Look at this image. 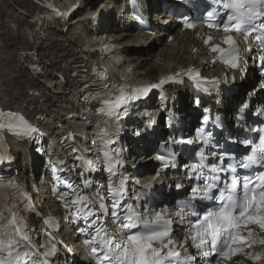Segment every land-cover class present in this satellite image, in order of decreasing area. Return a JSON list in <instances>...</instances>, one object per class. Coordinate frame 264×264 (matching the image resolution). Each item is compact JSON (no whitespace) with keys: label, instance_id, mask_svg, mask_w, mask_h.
Instances as JSON below:
<instances>
[{"label":"snow or ice","instance_id":"6c2138e0","mask_svg":"<svg viewBox=\"0 0 264 264\" xmlns=\"http://www.w3.org/2000/svg\"><path fill=\"white\" fill-rule=\"evenodd\" d=\"M219 2L220 0H212L214 4ZM223 8L232 10V14L227 17V22H223L225 31L240 32L245 26H250V31H255L257 28L264 30V22L256 23L264 18V0H224ZM206 15L209 20L215 19L213 11H208ZM232 21L235 23H231ZM209 26L220 27L216 23H210ZM188 27L191 28L194 25L189 24ZM226 39L229 44L235 43L231 36ZM227 63L232 68L238 67L235 58L229 59ZM104 87L108 86L104 85ZM154 87L156 86L133 90L131 96L121 94L115 100L104 98L101 100L103 106L99 107L97 111L118 119L119 110L127 108L130 103L140 99H147L151 88ZM195 103L199 104V101L196 100ZM9 118L17 122L16 126H22L27 135L39 132L22 117H17L15 113H10ZM207 120L208 117L204 116L202 123ZM3 127L5 125L0 123V128ZM252 131L264 133V128H254ZM208 135L211 136L212 133L209 132ZM178 143L191 144L192 142L181 140ZM240 143L244 146L251 145V154L239 161V167L252 169L253 165L264 166V134L259 136L258 144H253L251 139H243ZM161 159L163 160V158ZM218 159L221 163L213 164L211 169L213 173L218 174L209 177H204L202 172L195 175L198 171L197 164L186 165L192 169L194 178L200 181L190 189V194L204 200L221 202L217 208L205 211L202 216L198 215L197 219L191 222L187 228L185 239L180 246L183 247L184 244L191 241L198 253L197 256H190L185 248V260L190 264H195L197 258H208L214 254L231 259L232 256L243 251L242 246L251 247V243L256 242H249V237H252L253 232L248 228V225L255 224L264 230V171L258 174L254 173L252 177L249 175L240 176L237 173L236 163H223L225 159L231 161L232 157L222 153ZM219 173L226 174L224 179H221ZM241 185L242 194L238 191ZM84 200H87V197ZM79 202L81 201L78 198L72 203ZM105 207L104 203L99 205L101 210ZM120 207L118 202L114 201L111 204V216L114 222L120 221L116 232H110L104 228L96 230L97 236H100V244L103 245V264H177L176 258L181 256V252L176 249V242L171 238L172 230L168 227V222L160 224L158 229L156 225L160 222L159 215L155 221L144 219L138 214H129L124 217V220H120L118 212ZM85 216L93 218L91 225H95L99 219L98 214L91 209L85 213ZM4 219L5 217L0 215V221ZM12 223L15 225L16 220L13 219ZM139 225H143L142 231L123 234L125 230L136 229ZM80 231L84 233L87 229L81 228ZM101 232H103L102 236ZM117 233H121V235H117ZM28 240L29 237L23 232L22 227H15L11 232H8L0 224V264H45L34 247L30 248L28 244H24V247L29 250H22V243ZM165 240L167 243L164 242ZM209 241L211 242L210 251H203L202 249L208 247ZM86 242L91 243L90 241ZM259 243L264 244V239H260ZM221 249L223 250L221 251ZM91 251L96 253L97 249L91 248ZM4 252L8 253L7 258L2 255ZM253 258L258 259L259 256Z\"/></svg>","mask_w":264,"mask_h":264},{"label":"bare ground","instance_id":"6f19581e","mask_svg":"<svg viewBox=\"0 0 264 264\" xmlns=\"http://www.w3.org/2000/svg\"><path fill=\"white\" fill-rule=\"evenodd\" d=\"M83 1L88 6L96 0ZM97 2H99L98 7L103 2L107 3V7L101 9L103 14L117 6L114 5L115 0H97ZM34 5L35 0H0V101L13 105L18 104L21 107L36 106V100L33 99L34 88L41 84L38 83L36 78V74L40 73L31 72L30 69L35 50L39 57L46 59V61L50 60L53 73H50L48 77H50L51 82L56 84V75L62 74L61 71L64 72L66 68L71 67L82 51L96 48L98 46L97 40L102 38L98 34V36H94L89 40L87 46H83L71 34L66 36L54 33L51 36L49 35L50 38H48L47 42H43L38 37V33L28 23V18L34 10ZM83 20V25L88 26L87 18L84 17ZM167 25L176 26L174 21H168ZM102 28H104V25ZM112 29H114V26H112ZM84 31L91 34V30L85 29ZM104 31H109V29ZM182 35L187 37L188 33H182ZM115 38L114 43L118 44V48L123 46L124 53H126L124 59L127 60L128 66H132L135 72L139 71L140 73L141 70L148 72V77L151 79L158 78L160 71L167 70L170 65L177 69H183L189 65L191 59L200 60L198 57L193 59L191 55L186 53L185 43L165 44L160 35L145 36L146 44H143L142 41L131 34H121ZM158 48L161 50L159 53L156 52ZM161 60H163L162 63H160ZM43 63L46 62L43 61ZM161 65L164 66L162 67ZM238 85L240 88L248 86V84L240 82ZM57 88L56 86L54 87V89ZM31 89L30 97L29 91ZM181 95L186 96V92L182 91ZM48 97L53 101L63 97V95H48ZM186 104L188 106V102ZM24 146L25 143H20L17 148H23ZM26 156L28 155L26 154L23 157L22 163H24ZM33 162L36 167L38 163L36 156H33ZM70 240L75 242L73 238Z\"/></svg>","mask_w":264,"mask_h":264},{"label":"rangeland","instance_id":"374dc122","mask_svg":"<svg viewBox=\"0 0 264 264\" xmlns=\"http://www.w3.org/2000/svg\"><path fill=\"white\" fill-rule=\"evenodd\" d=\"M73 34H74V29H73Z\"/></svg>","mask_w":264,"mask_h":264}]
</instances>
